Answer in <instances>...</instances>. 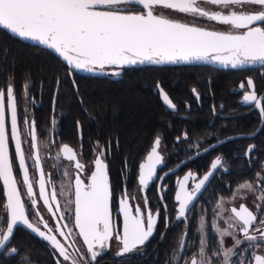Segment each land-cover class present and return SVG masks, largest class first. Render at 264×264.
<instances>
[{"label":"snow or ice","instance_id":"6c2138e0","mask_svg":"<svg viewBox=\"0 0 264 264\" xmlns=\"http://www.w3.org/2000/svg\"><path fill=\"white\" fill-rule=\"evenodd\" d=\"M157 9L172 10L183 14V17H191V22H184L182 18H169ZM204 22H215L227 27L224 30H213L207 26H199ZM0 30L21 40L33 41L43 46V49L50 50L51 54L58 55L66 63L69 78L75 72L119 77L125 67L143 64L203 62L218 64L224 69H243L257 64L264 66V0H0ZM106 66L120 71L105 72ZM246 83L248 90L242 93V103L258 110L261 130H264V97L257 96L254 81L250 77ZM72 84L75 89L74 78ZM59 85L60 80L57 79V92ZM22 87L23 97L27 98L29 85L25 83ZM156 87L163 105L175 112L176 105L169 95L159 84ZM239 88L245 89L244 82L240 83ZM193 92L199 99L195 89ZM31 102L34 104L35 98ZM55 102L56 93L53 95V106ZM24 112L22 125L26 130L25 134L33 142L32 148H36L35 119L29 118L27 108ZM55 124L53 117V129ZM77 127L79 129V121ZM181 138L187 140V132L182 137H177V142ZM10 139L14 143L18 168L22 171L25 195L30 200L27 207L14 172L9 151ZM229 139L232 138L219 143H226ZM96 145L100 150L97 152L94 149V168L84 178L81 177L86 166L78 158L77 151L68 144L58 146L54 157L57 162H73L75 170V175L71 178L74 184H70L74 199L70 203L74 206L73 222L78 229L76 236L82 239V247L86 245L83 250L82 247L76 248V252L80 254L78 259L69 252V248L76 243L75 240L66 246L52 234L57 232L68 240L72 231L66 233L63 229L69 228V225L57 222L54 227H50L44 222L33 183L30 181L28 158L32 159L31 167L39 170V199L52 217L61 208L57 191L55 187L51 191L46 190L39 150L33 153L30 149L26 157L22 147L14 85L9 82L6 89L0 88V181L6 193V202L0 205L6 210L0 213V255L6 259L16 258L18 264H30L29 257L13 246L14 230L20 226L47 241L48 246L54 250L52 255L58 254L63 261H71V264H97V258L111 249L113 240L118 244L113 257L118 260V264H128L129 259L144 254L137 250L142 249L154 236L159 222V206L155 211L149 207L146 190L153 182L163 179V176L157 177V168L163 162L158 151L161 138L155 137L150 152L138 168V185L144 193L143 209L139 204L134 208L130 204L126 184L118 197L117 215L122 214V228L113 221V193L108 165L104 159L105 149L99 145V141ZM44 147L49 148L50 145ZM255 147L254 144L249 145L245 155L251 158ZM221 164V158L216 157L210 168L217 170ZM58 166L60 165H53ZM261 168L264 169V164ZM220 170L227 171L226 168ZM63 174L67 176L68 172ZM214 174V171H209L197 181L196 176L189 171L182 179L177 180L179 191L174 198L178 203L175 220L178 224L183 223L185 229L192 208L198 203L202 192L210 187V179L214 178ZM256 176L258 185L254 181H245L234 194V198L241 199H246L247 194L253 195L254 200L259 201L255 204V211L243 203L239 207L228 209L225 207L226 201L221 197L215 205V216L211 224L209 225L204 215H200L195 229L197 241L195 244L189 243L185 232L170 254V264H264V218L258 221L257 216L259 214L264 217V175L257 172ZM47 182H51L50 176ZM158 195L163 202V191ZM163 206L166 211L167 205ZM29 214L38 217L37 223L30 222ZM64 219L62 214L59 220ZM40 223H43L47 231L41 230ZM168 226L166 216L165 227ZM209 230L217 238L212 247L209 246ZM226 237L233 241L230 246H225ZM84 257L88 258L87 262ZM55 264H62V261L56 259Z\"/></svg>","mask_w":264,"mask_h":264},{"label":"flooded vegetation","instance_id":"af4514ba","mask_svg":"<svg viewBox=\"0 0 264 264\" xmlns=\"http://www.w3.org/2000/svg\"><path fill=\"white\" fill-rule=\"evenodd\" d=\"M157 11L169 18H182L184 22H191V17H183V14L172 10L157 9ZM199 26H207L213 30H224L227 27L215 22H204ZM5 63L6 61L0 59V88L6 89L9 82L14 85L22 147L26 157L30 149L33 153L39 150L42 157L41 165L45 172L46 190L51 191L55 187L61 208L56 212V216L52 217L43 206V201L39 199V170L31 167L32 159L28 158L30 181L39 201L38 206L44 222L50 227H54L57 222L61 225H69V228L63 229L66 233L72 231L68 240L59 236L57 232L52 234H55L66 246L75 240L76 243L69 248V252L78 259L80 254L76 252V248L82 247V239L76 236L78 229L73 222L74 206L70 203L74 199L70 184H74L71 178L75 175V170L73 162L66 160L57 162L54 159L58 146L62 144H68L76 150L78 158L85 164L81 178L89 175L94 168V149L97 152L100 150L96 142L99 141V145L103 146L113 193V221L122 228V214L117 215L118 197L126 184L130 204L133 208L139 204L143 209L144 193L138 185V168L150 152L155 137L161 138L158 151L163 157V162L157 168V177L163 176V179L153 182L146 190L149 207L155 211L159 206V222L154 236L142 249L137 250L144 254L129 259L128 264H170V254L185 232L189 243L195 244L197 241L195 229L200 215H204L209 225L211 224L215 216V205L221 197L226 201L225 207L228 209L239 207L243 203L250 210L255 211V204L259 201H255L253 195L247 194L246 199H241L234 198V194L238 186L245 181H254L258 185L257 172L264 175V169L261 168L264 164V130H261V116L258 110L242 103V93L248 90L246 81L249 77L254 81L257 96L264 97V67L241 71H221L208 67L133 68L123 69L119 77L111 75L89 77L75 72L72 77L75 79V89L72 84L74 92L71 100L70 98L67 100L66 93L69 91L63 92L65 87L62 86L59 95L57 89H54L50 104H47L42 101V85L39 86L36 95L28 91L27 98H24L22 87L24 84L21 87L15 85L13 78L10 79L4 74ZM104 71L112 72L120 69L111 67L105 68ZM72 78H69L70 83ZM241 82L245 84L244 90L239 88ZM157 84L176 105L175 112L163 105ZM193 89L199 94V99L196 98ZM178 91L183 94H179ZM54 93H56L55 106H53ZM32 98H35L34 104L31 102ZM25 108L28 109L29 118L35 119L36 148H32L33 142L25 134L26 130L22 125ZM53 117L56 121L54 129L51 127ZM77 121H79V129ZM184 132L188 134L187 140L181 138L177 142L176 138L182 137ZM252 133L256 134L250 135ZM229 137L232 139L226 143H219ZM52 141L55 143H51ZM253 144L256 147L252 157L249 158L245 155V151ZM44 145L50 147L45 148ZM213 145L215 147H212ZM9 151L13 159L18 187L21 188L22 199L25 200L27 207L30 200L25 195L26 186L22 183V171L18 168L14 143L11 139ZM216 157L221 158L222 164L217 170H212L210 165ZM54 164L60 166L53 167ZM222 168H226L227 171H221ZM65 171L68 172L67 176L63 174ZM189 171L196 176L197 181L209 171H214L215 174L214 178L210 179V187L198 197V203L192 208L185 229L183 223L178 224L175 220L178 203L174 198L179 191L177 180L182 179ZM165 173L167 175H164ZM49 176L50 183L47 182ZM85 182L87 183V180ZM191 185L190 178L189 188ZM160 191H163V202L159 199ZM5 202L6 193L0 181V205ZM52 203L55 205V202ZM164 204L167 205L166 211ZM5 211L0 207V213ZM62 214L65 219L60 221L59 217ZM166 216L168 227H165ZM257 216L258 221L264 218L259 214ZM29 219L35 224L38 217L29 214ZM39 227L42 231H47L43 223H40ZM162 234L163 238H161ZM216 242L217 238L209 230V246H214ZM232 243L230 238H225V246H230ZM13 246L29 257L30 264H55L56 259H60L62 264H71V261H63L58 254L52 255L54 250L48 246L47 241H43L22 226L14 230ZM83 249H86V245H83ZM117 250L118 244L113 240L111 249L97 258V264H118V260L113 258ZM132 255L126 254V256ZM87 259L84 257L85 262ZM0 264H18V260L6 259L0 255Z\"/></svg>","mask_w":264,"mask_h":264},{"label":"trees","instance_id":"16d2710c","mask_svg":"<svg viewBox=\"0 0 264 264\" xmlns=\"http://www.w3.org/2000/svg\"><path fill=\"white\" fill-rule=\"evenodd\" d=\"M0 57H2L0 58L1 61H6L4 74L9 76L10 79L13 78L15 85L21 87V85L27 83L29 85L28 91L35 95L39 86L42 85V101L50 104V99L56 88V81L59 79L58 95L59 92H62V86H64L63 92L69 91V93H66V98L71 100L74 90L67 75L66 65L50 53L22 44L0 30ZM186 67L188 66H180L179 68ZM148 68L151 67H144V69ZM223 92L225 93V90ZM178 93L183 94L180 91Z\"/></svg>","mask_w":264,"mask_h":264},{"label":"water","instance_id":"95a60500","mask_svg":"<svg viewBox=\"0 0 264 264\" xmlns=\"http://www.w3.org/2000/svg\"><path fill=\"white\" fill-rule=\"evenodd\" d=\"M2 31H4V30H2ZM4 32H6V31H4ZM7 34L10 35L12 38L19 40L23 44H27L29 46L42 49V50H44V51H46V52H48V53L51 54L50 50L43 49V46H40V45L36 44L33 41L21 40L20 38H17V37L12 36L10 33H7ZM51 55H53L54 57H56L57 59H59L62 63H64L66 65V63L62 60V58H59L58 55H54V54H51ZM180 66H188V67H208V68H212V69H216V70H221V71H241V70L256 69V68L264 67V66H261V65L257 64L255 66L246 67V68H243V69H231V68L224 69V68H222L218 64H206V63H203V62H193L191 64H186V63L163 64V65L143 64V65H136V66H132V67H125L124 69H133V68L138 69V68H144V67L164 68V67H180ZM106 68H111V66H106ZM112 68H115V67H112ZM76 73L81 74V75H85V76H89V77L99 76V75H94V74L87 73V72H76ZM25 230H27V229H25ZM27 231H30V230H27Z\"/></svg>","mask_w":264,"mask_h":264}]
</instances>
